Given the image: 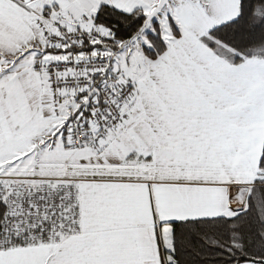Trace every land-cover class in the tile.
Here are the masks:
<instances>
[{
  "label": "snow or ice",
  "instance_id": "obj_1",
  "mask_svg": "<svg viewBox=\"0 0 264 264\" xmlns=\"http://www.w3.org/2000/svg\"><path fill=\"white\" fill-rule=\"evenodd\" d=\"M0 264H264V0H0Z\"/></svg>",
  "mask_w": 264,
  "mask_h": 264
}]
</instances>
